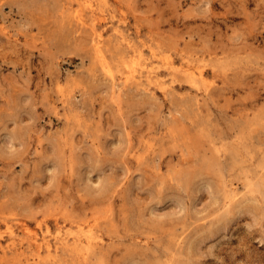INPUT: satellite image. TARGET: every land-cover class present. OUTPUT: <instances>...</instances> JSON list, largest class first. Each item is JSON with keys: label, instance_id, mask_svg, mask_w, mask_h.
Segmentation results:
<instances>
[{"label": "rangeland", "instance_id": "1", "mask_svg": "<svg viewBox=\"0 0 264 264\" xmlns=\"http://www.w3.org/2000/svg\"><path fill=\"white\" fill-rule=\"evenodd\" d=\"M0 264H264V0H0Z\"/></svg>", "mask_w": 264, "mask_h": 264}, {"label": "bare ground", "instance_id": "2", "mask_svg": "<svg viewBox=\"0 0 264 264\" xmlns=\"http://www.w3.org/2000/svg\"><path fill=\"white\" fill-rule=\"evenodd\" d=\"M93 5V4H92ZM100 36V35H99ZM96 42V41H95ZM99 43V42H98ZM98 46V45H97ZM96 46V47H97ZM97 49V48H96ZM95 49V50H96ZM101 49V48H100ZM99 49V50H100ZM97 51V50H96ZM102 53V52H101ZM140 54V53H139ZM142 54V53H141ZM99 57V56H98ZM160 57V56H159ZM101 60V59H100ZM138 61V60H137ZM162 62V61H161ZM167 62V61H166ZM157 63V62H156ZM135 64V63H134ZM160 64V63H159ZM165 64V63H164ZM168 64V63H167ZM170 64V63H169ZM162 66V65H161ZM168 66V65H167ZM173 66V65H172ZM180 66V65H179ZM107 67V66H106ZM193 67V66H192ZM132 68V67H131ZM135 68V67H134ZM171 68V67H170ZM111 70V69H110ZM174 70V69H173ZM136 71V70H135ZM148 71H151V69H149ZM183 71L186 73V75H190L191 77H193L194 78V75H197V74H194V72H193V70L191 69V68H189V67H186V68H184L183 69ZM107 72V71H106ZM127 72V71H126ZM139 72V71H138ZM110 75V74H109ZM134 76V74H133V69H131L129 72H128V74L126 75V79H128L129 77H131V76ZM199 75H200V72H199ZM124 76V75H123ZM171 76V75H170ZM147 79H148V77L147 76H145ZM160 77V76H159ZM138 78V77H137ZM198 78V77H197ZM125 79V80H126ZM156 79V78H155ZM134 80V79H133ZM146 80V79H145ZM168 80V79H167ZM159 81V80H158ZM165 85V84H164ZM64 235L62 234V233H60V234H56L55 235V238H56V241H62L63 239H64ZM88 240V239H87ZM65 242V241H64ZM40 248H44L48 253L50 252V250H51V245L48 243V240H45V241H42V242H39L38 244H37V249H40ZM89 250V249H88ZM48 255V254H47ZM52 255H53V253H52ZM48 257V256H47Z\"/></svg>", "mask_w": 264, "mask_h": 264}]
</instances>
